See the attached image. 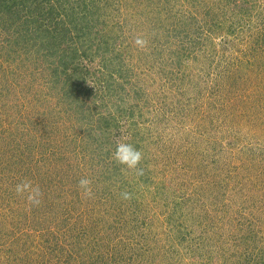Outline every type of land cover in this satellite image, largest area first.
<instances>
[{
  "label": "rangeland",
  "instance_id": "obj_1",
  "mask_svg": "<svg viewBox=\"0 0 264 264\" xmlns=\"http://www.w3.org/2000/svg\"><path fill=\"white\" fill-rule=\"evenodd\" d=\"M124 2L111 6L131 31L117 91L83 98L119 110L101 145L90 112L25 108L30 68L0 22V264H264V0ZM122 141L142 151L143 176L113 161ZM25 178L43 193L38 208L15 194Z\"/></svg>",
  "mask_w": 264,
  "mask_h": 264
},
{
  "label": "trees",
  "instance_id": "obj_2",
  "mask_svg": "<svg viewBox=\"0 0 264 264\" xmlns=\"http://www.w3.org/2000/svg\"><path fill=\"white\" fill-rule=\"evenodd\" d=\"M110 1L0 0V22L4 27L7 46H11H8L11 52L22 50L25 65H28L25 68H30L24 71L20 79L21 91L24 88L26 90L22 91L26 100L25 108L30 109L34 105L40 108L55 100L66 101L64 105L68 108L64 112L68 115L77 107L81 110L77 111L83 114L90 112L89 116H96L92 121L99 122L94 131L95 141L99 145L117 127L119 110L110 111L106 116L97 112L99 107L83 108V98L89 99L94 95V102H98L101 100L99 93L104 95L117 91L118 83L113 78L114 72H118L116 63H123L125 56L119 54L117 49L125 48L124 42L131 32L125 21L122 22L119 10L115 9V14L111 13L112 5L120 4V7L128 8V4L124 0H114L113 4ZM58 2L59 5L56 4ZM115 17L117 21H113ZM109 27L118 29L116 36H109ZM90 49L95 53L88 55ZM96 56L97 65L94 62ZM88 79L92 81L93 87L88 86ZM168 83H175V80L165 77L163 86L167 87ZM10 89L19 90L12 86ZM158 103H166V94L161 95ZM48 208L51 209V205L48 204ZM66 229L70 231V227ZM14 239H11V243Z\"/></svg>",
  "mask_w": 264,
  "mask_h": 264
},
{
  "label": "clouds",
  "instance_id": "obj_3",
  "mask_svg": "<svg viewBox=\"0 0 264 264\" xmlns=\"http://www.w3.org/2000/svg\"><path fill=\"white\" fill-rule=\"evenodd\" d=\"M135 44L140 48H145L147 41L138 37ZM143 153L134 144L127 141L117 143L114 152L112 153L113 161L121 167V171L126 174H133L136 177L144 175V168L141 167ZM77 189L81 196L85 199L94 198L93 181L91 178L82 177L77 183ZM14 191L17 197L23 199L29 209L38 208L43 203V193L38 184L30 179H22L14 186ZM122 201H130L133 196L127 190L119 193Z\"/></svg>",
  "mask_w": 264,
  "mask_h": 264
}]
</instances>
